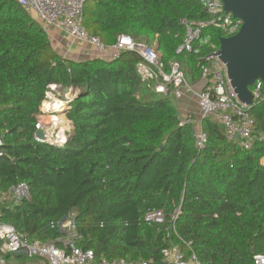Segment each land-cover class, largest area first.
Wrapping results in <instances>:
<instances>
[{
  "label": "trees",
  "instance_id": "trees-1",
  "mask_svg": "<svg viewBox=\"0 0 264 264\" xmlns=\"http://www.w3.org/2000/svg\"><path fill=\"white\" fill-rule=\"evenodd\" d=\"M205 19L200 0H89L84 8L85 28L106 46L120 36L156 41L166 66L179 64L191 84L208 63L177 53L181 22ZM207 33L220 48L223 33ZM140 60L133 52L67 59L17 0H0V190L26 183L32 193L30 202L0 205L2 221L52 242L63 234L51 224L75 214L78 245L98 259L160 262L164 250L179 248L201 264H253L264 254V139L245 150L205 118L200 148L172 98L143 85ZM51 85L80 92L66 112L74 128L62 148L35 140ZM251 114L264 135V100ZM155 210L165 225L138 222ZM9 260L30 263L24 255Z\"/></svg>",
  "mask_w": 264,
  "mask_h": 264
},
{
  "label": "built area",
  "instance_id": "built-area-1",
  "mask_svg": "<svg viewBox=\"0 0 264 264\" xmlns=\"http://www.w3.org/2000/svg\"><path fill=\"white\" fill-rule=\"evenodd\" d=\"M89 0H17L18 4L31 15H35L45 28H57L64 36L72 38L81 44H87L97 52L103 53L109 47L100 37L90 33L84 25V8ZM205 20H182L185 36L177 53L193 55L208 64L203 69L201 81L204 87L200 92H194L193 85L189 82L185 72L179 64L163 62V54L155 46L138 43L128 36H120L112 54V60L120 57L125 52H133L140 57L137 66L143 85L151 92L158 95L170 96L175 101H183L187 95L196 94L198 99L201 119L210 118L221 125L227 139L237 143L245 150L252 149L257 140L264 139V135H256L255 119L251 114L252 107L243 103L228 77L225 63L220 59L218 48L213 43V36L208 30L216 29L223 33V37H232L240 32L243 21L237 19L232 13L225 10L223 0H200ZM210 48L208 55H203L204 48ZM50 91L43 102L41 112L37 118L36 131H43L45 139L35 140L38 143H50L52 146L64 147L73 130V123L66 119L68 125L59 127L60 113L70 108L74 96L63 98L65 106L61 109L49 108L55 101L53 91H62L56 85L49 86ZM254 105L264 100V83L257 81L252 89ZM68 95V94H66ZM183 124H185L183 122ZM53 132V133H52ZM62 136V137H61ZM206 136L201 132L198 145L203 147ZM5 155L4 141L0 137V158ZM11 200L15 204L32 201L30 187L26 183L11 186L6 191H0V205ZM179 214L176 212L175 217ZM139 223L157 225L166 224L163 211L148 212ZM59 229L63 236L56 241L43 242L30 240L21 235L17 229L4 223L0 213V264H12L11 256L24 255L30 263L27 264H201L196 254L189 259L179 248L163 251L164 258L160 262L131 260L127 258L98 259L91 249H83L78 245L81 236L78 233L75 215L70 214L62 220L52 223L51 229ZM37 260V262H32ZM20 264V263H14ZM253 264H264V254L254 256Z\"/></svg>",
  "mask_w": 264,
  "mask_h": 264
},
{
  "label": "water",
  "instance_id": "water-1",
  "mask_svg": "<svg viewBox=\"0 0 264 264\" xmlns=\"http://www.w3.org/2000/svg\"><path fill=\"white\" fill-rule=\"evenodd\" d=\"M223 2L225 10L244 24L236 35L220 39L218 55L227 66L228 77L240 100L253 108L251 87L257 81L264 83V0ZM64 93L72 94L75 99L80 95L79 90L73 88H65ZM36 137L43 140L45 134L43 131H37Z\"/></svg>",
  "mask_w": 264,
  "mask_h": 264
},
{
  "label": "rangeland",
  "instance_id": "rangeland-1",
  "mask_svg": "<svg viewBox=\"0 0 264 264\" xmlns=\"http://www.w3.org/2000/svg\"><path fill=\"white\" fill-rule=\"evenodd\" d=\"M32 18L34 20H36L45 30H47V32L49 33V36L52 40L53 46L55 48V50L61 55L64 56L63 51L61 49L62 47H65L66 49H72L73 51L76 52H90V53H95V49L92 48L91 46L87 45V44H81L79 42L74 41L72 38L69 37H64V36H56V33L53 31H50V28H45L44 25L38 21L37 17L33 14ZM59 37V38H58ZM152 47H154V45H151ZM193 84V83H192ZM196 92V90L194 91ZM72 94H68L66 95L64 93V90H56L52 92V97H55L56 99H61L63 100L64 97L66 96H71ZM188 96V100H185L184 103H182V101H175L173 100V104L177 107L180 115H181V119L185 124H192L195 134H196V138L197 140L201 137V114H200V110H199V105H198V99L196 94H190L187 95ZM186 96V97H187ZM182 103V104H181ZM67 106L64 107V110L66 111ZM60 113V117L59 119H62L60 122H64L66 121V119H68L66 112ZM66 118V119H65ZM69 120V119H68ZM262 163L264 164V159L262 160ZM1 191V190H0ZM6 205H13V202L11 200H9L8 202L5 203ZM75 215V214H72ZM41 264H44L41 263Z\"/></svg>",
  "mask_w": 264,
  "mask_h": 264
},
{
  "label": "crops",
  "instance_id": "crops-1",
  "mask_svg": "<svg viewBox=\"0 0 264 264\" xmlns=\"http://www.w3.org/2000/svg\"><path fill=\"white\" fill-rule=\"evenodd\" d=\"M50 31H53L56 33V36H64L57 28H50ZM58 37V38H59ZM65 37V36H64ZM109 47V46H108ZM155 47L158 48V44L155 41ZM61 49L63 51L64 57L70 60H74V61H85V60H90V59H105V60H111L112 59V54L114 52L113 46L109 47L105 52L103 53H99L97 51H95V53H90V52H76L73 51L71 48L70 49H66L65 47L61 46ZM159 50V49H158ZM204 87V82L203 81H199L197 83L193 84V88L194 90H196V92H200ZM188 96L185 97V99L182 101V103L185 102V100H188ZM181 103V104H182Z\"/></svg>",
  "mask_w": 264,
  "mask_h": 264
},
{
  "label": "bare ground",
  "instance_id": "bare-ground-1",
  "mask_svg": "<svg viewBox=\"0 0 264 264\" xmlns=\"http://www.w3.org/2000/svg\"><path fill=\"white\" fill-rule=\"evenodd\" d=\"M65 106L63 100L61 99H55V101L52 103V105L49 107L51 109H61ZM62 119L59 120V122L57 123L59 127H65L66 125H68V122L67 121H64V122H60ZM53 133V132H52ZM62 137V136H61Z\"/></svg>",
  "mask_w": 264,
  "mask_h": 264
}]
</instances>
